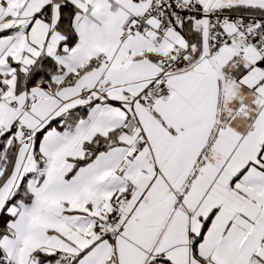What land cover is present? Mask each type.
<instances>
[{"label": "snow or ice", "instance_id": "obj_1", "mask_svg": "<svg viewBox=\"0 0 264 264\" xmlns=\"http://www.w3.org/2000/svg\"><path fill=\"white\" fill-rule=\"evenodd\" d=\"M0 264H264V0H0Z\"/></svg>", "mask_w": 264, "mask_h": 264}]
</instances>
